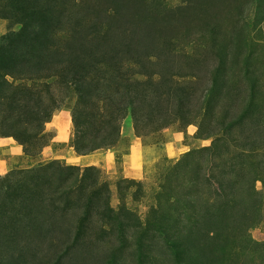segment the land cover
<instances>
[{"label":"rangeland","instance_id":"rangeland-1","mask_svg":"<svg viewBox=\"0 0 264 264\" xmlns=\"http://www.w3.org/2000/svg\"><path fill=\"white\" fill-rule=\"evenodd\" d=\"M0 185V264H264V0H0Z\"/></svg>","mask_w":264,"mask_h":264},{"label":"trees","instance_id":"trees-1","mask_svg":"<svg viewBox=\"0 0 264 264\" xmlns=\"http://www.w3.org/2000/svg\"><path fill=\"white\" fill-rule=\"evenodd\" d=\"M24 26H25V27H28V26H26V25H24ZM22 42H23V41H22ZM22 42H19V43H22ZM33 51H34V49H33L32 47H30V48H29V54H30L31 52H33ZM29 54H28V55H29ZM250 91H251V90H250ZM249 94H250V96L253 95L252 92H250ZM12 127H13V126H12ZM3 131H5V129H3ZM6 133H7V132H5V134H6ZM248 138L250 139V136H248ZM0 186H1V185H0ZM8 194H9V193H8ZM8 194H5L4 197H6ZM2 227H3V229H4L5 231L7 230L6 227H4V226H2ZM8 240H9V239H8ZM9 243H10V245H11L12 241L9 240ZM2 245H3V244L0 243V247H1ZM6 247H8V244H6Z\"/></svg>","mask_w":264,"mask_h":264},{"label":"bare ground","instance_id":"bare-ground-1","mask_svg":"<svg viewBox=\"0 0 264 264\" xmlns=\"http://www.w3.org/2000/svg\"><path fill=\"white\" fill-rule=\"evenodd\" d=\"M63 135H65V133H63ZM137 154H138V152H137Z\"/></svg>","mask_w":264,"mask_h":264}]
</instances>
